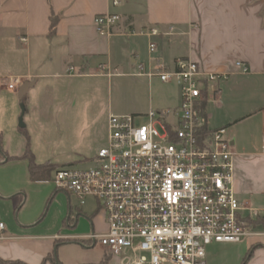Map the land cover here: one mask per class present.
<instances>
[{
  "label": "crops",
  "instance_id": "crops-1",
  "mask_svg": "<svg viewBox=\"0 0 264 264\" xmlns=\"http://www.w3.org/2000/svg\"><path fill=\"white\" fill-rule=\"evenodd\" d=\"M119 1L114 5L112 0H0V174L20 169L23 182L33 183L23 158L27 139L19 127L22 103L30 144L35 124L42 128L62 120L59 112L64 102L58 103V97L67 87L76 95L84 85H91V79L128 77L151 91L158 78H150L148 72L159 63L172 69L179 58L190 57L208 72L229 74L207 100L206 122L210 130L228 128L235 153L234 189L241 203L251 209L243 213L264 215V0ZM109 12L119 14L121 20L112 33L100 32L94 19ZM53 17L57 23L51 33ZM171 26L175 27L172 35L137 34L151 28L167 32ZM151 41L157 43L154 53L149 51ZM237 61L247 65L248 72H241ZM102 66L106 67L103 71ZM12 78L22 80L17 90L7 87ZM29 81L33 85L23 102L19 88ZM78 99L73 110L75 123L82 122L80 106L90 102V114L103 122L106 137L111 114L145 115L151 108L163 109L155 108L150 100L149 104L119 106L113 111L109 99L105 104L94 96ZM178 100L174 107L180 96ZM6 178L7 182L0 175V222L5 225L0 230L2 259L41 264L55 247L61 264L102 261L100 255L89 257L94 245L84 237L105 232L107 223L97 227L89 216V232H68L62 227L35 232L26 216L19 222L13 218L19 208L21 214L26 211L28 198L24 203L23 197L15 198L26 191V184H12ZM98 211L96 204L94 213ZM80 215H76L75 225ZM70 220L69 216V224ZM250 232L238 243L209 245L207 264H243L250 251L246 264H264V228L250 226ZM96 248L105 256L111 254L102 246Z\"/></svg>",
  "mask_w": 264,
  "mask_h": 264
},
{
  "label": "built area",
  "instance_id": "built-area-1",
  "mask_svg": "<svg viewBox=\"0 0 264 264\" xmlns=\"http://www.w3.org/2000/svg\"><path fill=\"white\" fill-rule=\"evenodd\" d=\"M120 20L119 14L109 12L97 15L94 23L100 32L112 33ZM174 32L171 26L167 32L151 28L137 34ZM156 49L151 41L149 51ZM236 67L243 73L249 70L242 61ZM148 75L176 83L179 105L151 108L145 115L111 114L107 143L92 165L59 168L53 181L81 204L96 202L107 230L84 239L118 256L121 264H207L209 245L238 243L251 234L249 215L243 213L251 209L234 189L235 153L228 128L205 135V120L198 113L199 104L229 74L208 72L188 57L179 58L172 69L159 63ZM21 83L12 78L7 87L17 90ZM4 228L0 222V230Z\"/></svg>",
  "mask_w": 264,
  "mask_h": 264
},
{
  "label": "rangeland",
  "instance_id": "rangeland-1",
  "mask_svg": "<svg viewBox=\"0 0 264 264\" xmlns=\"http://www.w3.org/2000/svg\"><path fill=\"white\" fill-rule=\"evenodd\" d=\"M90 84L87 87L84 85L85 87L76 95H74L72 88L67 87L63 95L58 97V103L64 102L62 107L60 105L59 112L62 114V120L42 128L35 124V128L30 132V145L35 153L36 162L49 161L57 164L60 168H87L93 163V159L90 157L93 156L96 149L99 150L107 143V132L104 133L102 128L103 122H97L96 114H90V102H84L80 106L79 114L82 122L76 124L73 120L75 115L73 110L75 105L78 106V97L94 96L100 98L103 104L109 99V108L114 111L119 106L149 104L150 100H152L155 108L174 107L177 105L180 96V89L176 83H164L159 79L154 80L151 91L146 86L136 84L128 77L95 78L91 79ZM95 146L94 152L86 151L89 147ZM0 175L2 180L6 182V177H8L13 182L12 184L23 182L20 169L16 170V173L14 171L13 173L1 171ZM23 183L26 184V191L23 194L15 195V198L23 197L22 203L28 198V204L25 212L19 213V208L13 218L19 222L21 217L26 216L24 219L31 222L30 227L33 231L49 233L62 227L64 231L68 232H89L92 228L89 216L94 220L97 227L101 228L103 225L106 227L104 212L100 210L94 213L96 202L93 199H88L85 204H81L74 195L67 194L65 191H56L53 179ZM77 214L81 215L79 222L75 225ZM69 216L71 224L68 222ZM261 216L263 215L257 214L254 217L249 215L248 218L255 220ZM97 246H92L94 250L89 254L90 258H96L100 255L102 258L107 257V264H119V257L111 256V254L105 256L99 252ZM56 253L54 247L51 255L55 256ZM250 254L251 251L247 259ZM57 264H61V262L57 261ZM81 264L91 263L83 262ZM92 264H99V262Z\"/></svg>",
  "mask_w": 264,
  "mask_h": 264
},
{
  "label": "trees",
  "instance_id": "trees-1",
  "mask_svg": "<svg viewBox=\"0 0 264 264\" xmlns=\"http://www.w3.org/2000/svg\"><path fill=\"white\" fill-rule=\"evenodd\" d=\"M56 23H57V18L53 17L52 23H51V33H53L55 31ZM25 98H26V96L23 97L21 100L24 102ZM206 109H207V101H204V102L199 104L198 113L205 120L204 125L202 127V132L205 135H207L210 132V129L208 128V125L206 122V119H207V110ZM21 130L23 131V133L25 134L26 139H27V147H26L25 153L23 154V158L27 159V161H28L29 173H30L31 180H33V181L52 180L54 178L55 172L60 167L57 164L51 163L49 161L48 162H42V163L36 162L35 155L32 152V150L30 149L29 135L25 131V128H21ZM248 222H249L250 226L264 228V215L261 216L260 218L259 217L256 218L255 220L248 218ZM79 242L81 244L86 245V242L84 240H79ZM246 260H247V258H245L243 264H246ZM48 261L57 263L58 260L56 259V255L54 256V255L49 254L48 256H46L44 258V260L42 261L41 264H46ZM107 263H108L107 257H104L99 264H107ZM0 264H27V263H25L24 261L19 260V259L6 260V259H2L0 257Z\"/></svg>",
  "mask_w": 264,
  "mask_h": 264
},
{
  "label": "water",
  "instance_id": "water-1",
  "mask_svg": "<svg viewBox=\"0 0 264 264\" xmlns=\"http://www.w3.org/2000/svg\"><path fill=\"white\" fill-rule=\"evenodd\" d=\"M33 85V82H25L24 84H22L19 88V92H18V96L19 98H23L26 96L29 88ZM22 108V113L21 116L19 117V127L21 128H25L26 124L24 123V114H25V105L22 104L21 105Z\"/></svg>",
  "mask_w": 264,
  "mask_h": 264
}]
</instances>
